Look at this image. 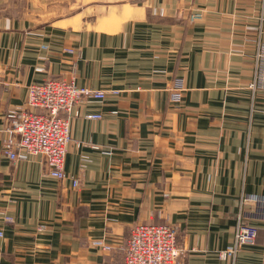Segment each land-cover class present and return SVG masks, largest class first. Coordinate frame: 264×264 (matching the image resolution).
<instances>
[{
    "label": "crops",
    "instance_id": "obj_1",
    "mask_svg": "<svg viewBox=\"0 0 264 264\" xmlns=\"http://www.w3.org/2000/svg\"><path fill=\"white\" fill-rule=\"evenodd\" d=\"M48 4L0 0V130L33 81L118 93L78 104L63 180L0 139V264H121L135 223L166 222L179 264H264V217L242 203L264 197L263 0ZM246 208L260 237L224 259Z\"/></svg>",
    "mask_w": 264,
    "mask_h": 264
},
{
    "label": "built area",
    "instance_id": "obj_2",
    "mask_svg": "<svg viewBox=\"0 0 264 264\" xmlns=\"http://www.w3.org/2000/svg\"><path fill=\"white\" fill-rule=\"evenodd\" d=\"M264 19V0L261 11ZM257 54L256 75L249 84L254 90L264 88V47ZM27 101L8 113V124L0 130L2 150L12 160L27 156H41L47 159L48 173L57 179L67 177L64 171L65 156L71 132V117L79 115L78 104L83 100H103L115 89L100 90L79 86L66 78H47L27 85ZM90 119L101 117L96 112H87ZM74 185L78 184L74 180ZM256 203L253 214L264 217V197L247 195L242 200L243 207L249 202ZM248 209L239 215L234 233V244L222 250V258L235 257L246 243L255 242L261 234L256 224L245 220ZM178 226L175 223H135L130 230L123 249L121 264H179L183 249L178 245ZM99 246L110 248L104 241H96Z\"/></svg>",
    "mask_w": 264,
    "mask_h": 264
},
{
    "label": "rangeland",
    "instance_id": "obj_3",
    "mask_svg": "<svg viewBox=\"0 0 264 264\" xmlns=\"http://www.w3.org/2000/svg\"><path fill=\"white\" fill-rule=\"evenodd\" d=\"M49 2V15H48V19H52L54 18L55 16H53L56 12H58L59 10H61V6L65 5V2L66 3H69L71 2V0H48ZM263 5V4H262ZM262 11V9H261ZM261 18V17H260ZM263 19V18H262ZM257 57V55H256ZM56 79H60V78H56ZM69 81H74V79H68ZM8 124V123H7ZM6 124V125H7Z\"/></svg>",
    "mask_w": 264,
    "mask_h": 264
}]
</instances>
